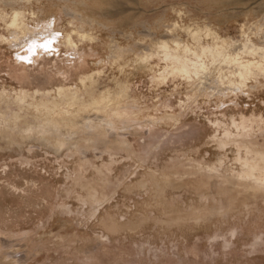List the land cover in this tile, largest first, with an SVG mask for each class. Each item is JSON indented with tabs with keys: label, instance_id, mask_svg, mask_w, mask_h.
<instances>
[{
	"label": "rangeland",
	"instance_id": "obj_1",
	"mask_svg": "<svg viewBox=\"0 0 264 264\" xmlns=\"http://www.w3.org/2000/svg\"><path fill=\"white\" fill-rule=\"evenodd\" d=\"M228 53L264 67V0H0V264H264V183L214 138L264 149V73Z\"/></svg>",
	"mask_w": 264,
	"mask_h": 264
},
{
	"label": "bare ground",
	"instance_id": "obj_2",
	"mask_svg": "<svg viewBox=\"0 0 264 264\" xmlns=\"http://www.w3.org/2000/svg\"><path fill=\"white\" fill-rule=\"evenodd\" d=\"M22 13L19 11H14L11 17V25H14L16 27H18L20 30H22L24 28V21L21 17ZM26 26V25H25ZM29 28V27H27ZM25 28V30L27 29ZM31 28V27H30ZM34 28V27H33ZM31 28V29H33ZM35 29V28H34ZM33 29V30H34ZM27 31V30H26ZM31 31V30H30ZM30 31H28L30 33ZM35 31V30H34ZM21 32V31H20ZM25 32H23L24 34ZM33 33V31H32ZM25 35V34H24ZM72 39V38H71ZM69 37H67L65 40L67 41L68 44H72V41ZM8 41V40H7ZM14 41V39H13ZM66 43V42H65ZM24 44V43H23ZM37 44V43H36ZM66 46V45H65ZM249 47V46H248ZM252 47H250L249 49H251ZM212 48L210 47H202V52L203 53H207L211 52L213 50H211ZM254 49V48H253ZM252 51V50H251ZM192 52V51H191ZM212 53V52H211ZM206 54V55H207ZM216 54V53H215ZM28 55V54H27ZM170 54H168L167 52H164V56L165 58H167L166 60L169 59V61L172 64V69L173 71L177 72V73H182V74H187L189 75L190 73H192L191 75H198L199 70H201L203 64L202 62L198 61V60H191V59H180V56L178 55H174L172 57L169 56ZM212 55V54H211ZM217 55L219 56V54L217 53ZM216 55V57H217ZM261 55V54H260ZM22 56V55H21ZM197 56V55H196ZM214 56V55H212ZM202 57V56H201ZM215 57V56H214ZM243 57L239 56L238 53H228L226 57L223 58V62L221 64H224V66L221 67H225L227 69L228 72V76L226 75L225 77H227V79H229V82L234 83L235 85H240V83L242 84L243 79L245 78V76L247 74H253V73H264V67L262 64V60H249V59H242ZM263 59V58H262ZM217 60V58H216ZM215 60V61H216ZM168 65V64H167ZM205 68V67H204ZM222 68V69H223ZM206 69V68H205ZM204 69V70H205ZM221 69V70H222ZM203 71V69H202ZM201 71V72H202ZM223 71V70H222ZM205 72V71H204ZM207 72V71H206ZM208 73H206L207 75ZM239 75L241 80L235 81L234 79L231 78V76L233 75ZM200 75V74H199ZM89 75H85L83 76L80 80H82V82L84 81V78L88 77ZM162 78L165 76H161ZM188 77V76H187ZM192 77V76H191ZM203 77V76H202ZM205 79V77H203ZM208 78V76L206 77ZM223 78V77H222ZM207 80V79H206ZM213 80V79H210ZM245 84V83H244ZM213 85V83H212ZM242 86V85H241ZM5 90V89H4ZM58 94L61 95H65L67 98H69L70 100L72 98H74L76 96L75 90H67L64 87H58L57 88ZM27 94L26 90H21L20 91H16L15 94V98L17 100H21L23 99V97ZM41 94V93H40ZM34 97V96H33ZM44 97V96H43ZM26 98V97H25ZM42 98V97H41ZM94 99V100H93ZM92 102L90 103V105H97V109L100 110L101 105L99 103L98 98H92ZM22 101V100H21ZM41 101V100H40ZM39 102V101H38ZM20 103V102H19ZM18 103V104H19ZM58 102L57 101H51V100H43V102L41 103H37V105L35 107L41 106V105H46L45 108H49L52 106H55ZM24 104V103H22ZM100 107V108H99ZM84 107H82L81 109H84ZM128 110L125 109H113L111 111V113L108 112V114L114 115L116 114V116H119V118H121L123 116V114L125 115V112H127ZM17 114V113H16ZM130 116V114H128ZM115 116V115H114ZM107 117V115H106ZM131 117V116H130ZM109 118V117H108ZM124 118V117H122ZM127 118V117H126ZM129 118V117H128ZM245 118V117H244ZM242 118L240 121H236L233 116H231V123L233 125H235L234 127H238L240 128L238 133H233L228 126L227 127H223V133L221 136H214V138L218 141L220 146H224L226 143L228 142H232L233 144H235L237 147V150H240V147H244L245 150V157L239 159V163L241 165V169L240 171L237 172L238 177L239 175L242 177V179H251L252 181L254 180L255 182L260 181L261 183H264V149L262 147H260V150H258L259 148L257 146H260L258 144H256V141L252 140L251 137H249V125H247V121ZM130 119V118H129ZM52 120V119H51ZM50 119L46 120V121H51ZM58 120V119H57ZM16 121V120H15ZM220 121L215 120L213 123L215 126L220 125L219 124ZM253 123V122H252ZM75 124V123H74ZM57 126V125H56ZM225 126V125H224ZM30 127V126H29ZM49 127V126H48ZM28 132V131H27ZM94 134V135H93ZM92 137L94 138L93 141H96V139L99 136V134L93 133ZM45 135V134H44ZM43 135V136H44ZM239 137L245 138L246 139V143H243ZM253 137V136H252ZM92 138V139H93ZM59 140V139H58ZM98 142V140H97ZM247 142H249V145L247 144ZM242 149V148H241ZM235 173V172H234ZM236 175V174H234ZM237 177V178H238ZM240 178V177H239ZM259 182V183H260ZM257 185V184H256Z\"/></svg>",
	"mask_w": 264,
	"mask_h": 264
}]
</instances>
